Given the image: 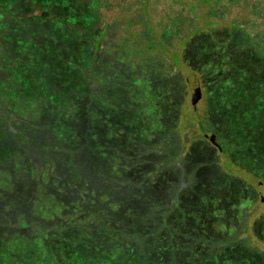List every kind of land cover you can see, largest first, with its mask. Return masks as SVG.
Instances as JSON below:
<instances>
[{"label": "rangeland", "instance_id": "374dc122", "mask_svg": "<svg viewBox=\"0 0 264 264\" xmlns=\"http://www.w3.org/2000/svg\"><path fill=\"white\" fill-rule=\"evenodd\" d=\"M166 1L173 4V14L183 25L187 13L177 10L183 0ZM235 1V9L223 0L209 11L218 21L213 29H222L231 18L244 23L251 13L264 15L259 4ZM134 4L135 0H0V264H144L142 259L121 252L116 237L101 222H58V217L66 212L67 204L77 201L72 207L80 209L85 190H90L89 196L94 194L93 184L84 179L90 168L94 167L89 173L94 174L95 182L102 178L106 188L112 181L127 190L122 178L129 180L124 173L129 166H141L147 172L157 166L153 162L157 156L150 153L153 142L159 143L167 135H181L184 141V135L192 133L188 148L201 136L198 115L211 110L220 115L219 106L230 105L224 97L232 86L239 97V56L234 58L205 36L183 46L172 43L171 34L164 31L170 26L169 17H176L167 13L168 4L159 6L160 14L153 21ZM190 4L178 9H191L194 4ZM206 9L198 13L204 15ZM135 19L142 20L145 28L151 26L154 41H142L143 33L135 38L137 31L143 32L141 25H134ZM199 22L204 23L202 18ZM253 27L258 29L254 52L264 55V27ZM222 30L216 31L224 42ZM237 34H229L236 40L233 47L243 45ZM169 69L180 77L171 78ZM258 71L264 88V64ZM261 93L258 117L264 113V90ZM218 98L222 103L216 106ZM164 103L170 118L160 123L157 108ZM188 119L196 122L194 129L185 128ZM219 120L230 139L241 140L234 134L238 124ZM208 128L210 141L214 133ZM246 132L255 144L264 145L263 123ZM255 144L230 142L228 146L231 153H244ZM167 148L164 140L154 152L166 156ZM244 156L234 154L238 165L229 169L232 175L249 181L252 200L247 201L254 204L264 196L262 180L252 175L258 167L264 170V148L257 160H242ZM212 157L216 164L228 167L219 150L214 149ZM215 168H208L212 180L217 176ZM260 204L251 218L264 214V197ZM161 211L166 225L170 222L167 202ZM223 215L220 209L215 212V231ZM251 218L246 219L249 225ZM86 225L93 229L89 237L82 229ZM179 230L186 231L183 226ZM252 240L258 250H264V243ZM193 249L186 246L185 252L191 262L199 264L201 259ZM256 259L264 264V253Z\"/></svg>", "mask_w": 264, "mask_h": 264}, {"label": "trees", "instance_id": "16d2710c", "mask_svg": "<svg viewBox=\"0 0 264 264\" xmlns=\"http://www.w3.org/2000/svg\"><path fill=\"white\" fill-rule=\"evenodd\" d=\"M191 1L193 0H183L179 4L183 6L190 2V5L194 4L191 6L192 10L186 7L178 9L180 6L177 8V10L187 13L181 20L186 19L183 21V25L179 22L178 15L173 14V4H170L171 2L168 4L166 0H135L134 7L136 6L143 16L146 14L153 21L160 14L159 6L166 3L169 6L167 12L169 16L177 17H169L172 18L170 26H166L164 30L165 33L171 34L172 43H181L183 46L187 42H194L195 39L205 36L213 40L211 41L213 45L229 51L234 58L239 56L238 73L241 77L236 81L240 84L239 97L236 96V92H232L236 91L232 86L229 96L224 97L229 99L230 105L219 106L220 115H215L212 110L204 111L202 115H198L197 129L201 136L188 148L187 139L192 133L184 135L186 137L184 141L181 135L176 137L167 135L162 136L159 143L153 142L155 146L150 150V153L157 156V160L153 161L157 166H151L148 172L144 171L141 166H129L124 171L128 174L129 180L121 177L126 181L127 190L119 188L112 181L106 188V183L101 184L100 179L102 178H97L95 182V179L92 178L94 174L89 173L94 168L92 166L93 168H90L89 172H85L84 179L88 181L86 184H93L94 194L89 196L88 191L90 190L82 192V198H79L80 209L75 211L76 209L72 207L76 205L77 201L67 204L68 208L58 217V222H101L102 227L116 237V246L120 245L121 252L125 251L129 258L142 259L144 264H194L190 261L189 253L185 252L186 246L194 248L195 256L201 259L199 264H258L256 257L259 256V253H264V250H258L252 238L264 243V214L261 213L256 218L251 217L255 215L257 206L264 196L259 201L255 199L257 202L254 204H252L253 201L248 202L247 199L252 200L249 196L251 194L248 189L249 181L232 175L229 168L233 164L238 165L233 159L234 154L245 155L242 160L247 157L257 160L259 150L264 148V145L255 144L253 136L246 132L250 127L262 126V123L264 125V113L260 117L257 116L259 107L257 98L262 94L261 90H264L259 84L261 78L258 69L264 64V55L254 52V44L257 43L254 41L256 40L255 33L258 29L254 31L253 27V25L259 29L264 27V15L255 17L250 12V16L245 19L244 23H236V19L231 18L222 28L223 30L213 29L218 21L209 14V11L214 6H220L219 2L223 0H198L197 3ZM224 1L227 2V0ZM243 1L247 3V6L248 2L259 4L264 10V0ZM199 3L202 9H199ZM227 4H230L233 9L237 7L235 0H228ZM206 6L208 10L206 9L207 12L204 15L201 12L198 13ZM200 18L203 19V25L199 22ZM133 23L141 25L143 30V32L137 31L135 38L143 33L142 41L150 43L155 40L151 26L150 29L145 28L142 20L138 19H135ZM216 30L223 31L226 38L224 42L221 38L219 39L220 33ZM214 32L217 34L214 35ZM236 33L242 39L243 45L240 47H233L236 40L229 36V34ZM167 73L171 78L180 77L174 74L172 69L167 70ZM159 93L155 94L158 98ZM219 99L214 100L216 106L222 103L218 101ZM221 100L223 99L221 98ZM160 104H163V101ZM164 107L166 108L165 103L164 106L159 105L157 108V112L161 113L160 123H166L164 118L169 117L170 114L169 110ZM220 118L231 126L238 124L234 128V134L241 140L235 141L229 138L227 128L220 125ZM171 121L173 122L172 119ZM195 124L196 122H191L188 119L185 128H188L187 130L194 129ZM208 126L211 128V133H214L210 135V141L206 137L209 132ZM212 137L216 144L211 142ZM164 140L168 145V155L166 156L154 152L155 147L163 146ZM230 142H236L239 146L246 144L249 146L253 142L255 146H251V151L248 152L243 153L238 150V152L231 153L228 146ZM195 144L197 146L194 147ZM214 149L220 151L227 160L228 167L214 162L215 157H212ZM210 165L216 167L217 176L214 180L208 174ZM239 165L246 166L248 164L239 163ZM258 169V172L253 171L254 174H251L262 180L260 186L263 187L264 170L262 171L260 167ZM165 176H167L166 180ZM107 178L110 177L107 176ZM93 195L94 198H92ZM166 202L170 210L168 214L170 222L164 225L161 206ZM239 203L244 204L245 207ZM216 205L217 208H215ZM249 206L252 207L248 208ZM219 209L224 215L215 231L213 229L216 220L215 212ZM247 218L252 219L250 225L249 222H246ZM90 225L82 226L87 237L93 232V229L89 228ZM180 226H183L186 231L180 232ZM94 233V237L101 241V235H98L96 231ZM122 247L127 250H123Z\"/></svg>", "mask_w": 264, "mask_h": 264}, {"label": "water", "instance_id": "95a60500", "mask_svg": "<svg viewBox=\"0 0 264 264\" xmlns=\"http://www.w3.org/2000/svg\"><path fill=\"white\" fill-rule=\"evenodd\" d=\"M198 98H199V94H198V93L193 95V97H192V104H193V105L196 104ZM211 142H212L213 144H216L215 141H214V137L211 138Z\"/></svg>", "mask_w": 264, "mask_h": 264}]
</instances>
